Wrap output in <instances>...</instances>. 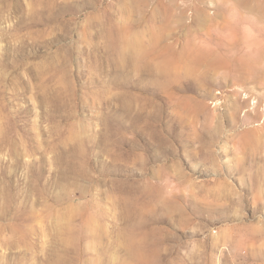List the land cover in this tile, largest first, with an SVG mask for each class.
Returning <instances> with one entry per match:
<instances>
[{"label":"rangeland","instance_id":"1","mask_svg":"<svg viewBox=\"0 0 264 264\" xmlns=\"http://www.w3.org/2000/svg\"><path fill=\"white\" fill-rule=\"evenodd\" d=\"M0 264H264V0H0Z\"/></svg>","mask_w":264,"mask_h":264}]
</instances>
